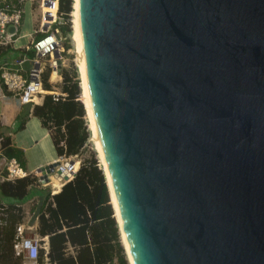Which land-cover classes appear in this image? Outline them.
<instances>
[{
    "label": "water",
    "instance_id": "1",
    "mask_svg": "<svg viewBox=\"0 0 264 264\" xmlns=\"http://www.w3.org/2000/svg\"><path fill=\"white\" fill-rule=\"evenodd\" d=\"M78 18L133 263L264 264V0H78Z\"/></svg>",
    "mask_w": 264,
    "mask_h": 264
},
{
    "label": "crops",
    "instance_id": "2",
    "mask_svg": "<svg viewBox=\"0 0 264 264\" xmlns=\"http://www.w3.org/2000/svg\"><path fill=\"white\" fill-rule=\"evenodd\" d=\"M19 2L23 14L16 43L14 47H10L13 52L9 51L0 60L8 57L9 54L13 55L11 57L14 59H25L22 65H15V68L26 71L30 66V60L26 58L28 56L26 49L35 35V30L32 1L19 0ZM50 91L43 88V93L38 96V102L34 101L35 104L42 102L45 92L57 93ZM33 105L20 103L17 97L6 91L0 83V137L9 136L12 145L23 151L26 164L24 170L30 175H35L34 172L39 167L50 165L60 158L55 152L48 130L43 129L39 119L33 116ZM33 120L40 130L32 131L29 128ZM21 123L23 128L18 129ZM6 160L7 158L0 153V181L6 176ZM2 165H4L3 171ZM35 176L36 180L28 186L23 200L1 197L0 205L13 204L21 209L19 224L24 226L27 234L35 235L41 246L38 264H129L104 174L106 190L100 189L98 195L101 198L107 195V204H97L92 200L90 206L79 202L81 204H75L72 209L54 197L70 180L49 177L50 181L41 183L39 177ZM55 181H58L59 185L55 184ZM62 207L68 209L61 212ZM41 215L48 227L44 232L41 230ZM16 259L10 258L12 264L18 263Z\"/></svg>",
    "mask_w": 264,
    "mask_h": 264
},
{
    "label": "trees",
    "instance_id": "3",
    "mask_svg": "<svg viewBox=\"0 0 264 264\" xmlns=\"http://www.w3.org/2000/svg\"><path fill=\"white\" fill-rule=\"evenodd\" d=\"M12 1L20 6L19 0ZM72 6L73 0H58V12L66 21V24L60 26L64 36L70 33L71 30L70 13L73 11ZM68 48L66 46V49ZM10 50V46L0 45V58L7 55ZM27 54L29 58H33L34 51L30 49ZM48 74V72L45 73L43 78V88L45 90L52 89L48 81ZM61 77L62 83L59 96L55 99L51 94L44 95L40 104L33 105L32 114L39 119L42 128L48 130L57 156L66 159L70 156H78L81 153L89 139V132L84 120L86 115V111L84 112L85 106L81 98L79 99L81 91L78 85L77 71L75 69L69 71L63 68ZM33 99L37 101V96ZM22 128L23 123L19 125L18 129ZM0 153L7 159L15 158L21 168H25L23 151L12 145L9 136L0 137ZM101 169L94 157H90L85 161L81 160L80 168L75 176L54 197L60 199L59 201H63L70 209L74 208L75 204H81L79 202H84L87 206H90L92 200L97 204H107L108 196L101 198L98 195L100 189L106 190L104 173L102 174L103 169ZM35 180L36 176L30 174L13 180H1L0 198L11 197L19 201L23 200L27 194L28 186L33 184ZM0 207H4L1 217L5 222L0 225V264H12L11 257L17 258V262L22 263V258L16 256L13 251L15 228L21 221V209L13 204L8 206L0 205ZM67 209L68 207H62L61 212ZM71 212L69 213L71 214ZM40 221L41 230L44 232L48 227H46L43 215L40 216ZM39 261L40 253L38 263Z\"/></svg>",
    "mask_w": 264,
    "mask_h": 264
},
{
    "label": "built area",
    "instance_id": "4",
    "mask_svg": "<svg viewBox=\"0 0 264 264\" xmlns=\"http://www.w3.org/2000/svg\"><path fill=\"white\" fill-rule=\"evenodd\" d=\"M31 1L33 2L34 0ZM37 1L41 8V14L38 30L35 31V35L26 49L34 51L33 58L26 57L30 60L29 69L24 71L15 68V65H22L25 59H14L11 57L13 55L10 54L8 57L0 60L1 85L23 104H35L33 98L43 93V78L45 73H49L48 81L52 82V74L56 73L60 78L61 71L64 68V50L61 43L60 26L66 24V21L58 12V0ZM22 14L23 9L21 5L15 4L12 0H0V45L15 46ZM10 27L13 28V32L9 31ZM38 34L39 36L36 37ZM52 94L55 99L59 96V93ZM76 164L78 166L74 169ZM80 165L81 161L77 155L70 156L67 165H62L60 162L58 166L54 167V171L56 169L57 174L59 170L65 171V174L69 175L67 180H71L79 170ZM5 169L6 176L4 179L7 180L27 175V172L21 168L15 158L6 160ZM60 179L63 180V176ZM2 211H4V207H0V225L5 223L1 217ZM40 248L38 238L35 235L27 234L24 226L18 224L15 228L13 251L16 256L22 258L23 264H38Z\"/></svg>",
    "mask_w": 264,
    "mask_h": 264
},
{
    "label": "bare ground",
    "instance_id": "5",
    "mask_svg": "<svg viewBox=\"0 0 264 264\" xmlns=\"http://www.w3.org/2000/svg\"><path fill=\"white\" fill-rule=\"evenodd\" d=\"M44 11H46V9H44ZM72 15H73V19H72V30H73L72 31V40L74 41L76 55H77V59H78V62H79L81 76H82L81 87H82V95H83V99H84L85 110H86V112H87V114L89 116L90 125H91V129H92V132H93V137L95 139V145H96L97 150L99 151L100 160H101V163H102V165L104 167V169H103L104 172L103 173H104V176H105V179H106V183H107V186H108V189H109V192H110L111 204L113 206V209H114V212H115V216H116V220H117V223H118V226H119V230L121 232V238H122L123 246H124V249L126 250V253H127V256H128V259H129V263L130 264H134L133 260H132V257H131V254H130V251H129L127 237H126V234H125V231H124L122 220H121L118 208H117V204H116V200H115V197H114V192H113L110 176H109L108 169H107L105 156H104V153H103V149H102V146H101L100 138H99L97 127H96V123H95V118H94V113H93L90 93H89V89H88L84 57H83L82 47H81L80 25H79V18H78V0H74V12L72 13ZM56 75H57L56 73H53L51 77L56 76ZM33 101H34V99H33ZM29 128H31L32 131L33 130H40L37 127L36 122L34 120L32 122H30ZM53 161L54 160H52V162ZM51 164L54 165V167L58 166L59 165V161L57 160V161H55L53 163H50V165ZM67 164H68V162L64 163V165H67ZM58 174H59L60 177L63 176V179H65V180H67L69 178V175H66L65 171L62 172V171L59 170ZM54 183L59 185V183L56 182V181Z\"/></svg>",
    "mask_w": 264,
    "mask_h": 264
},
{
    "label": "rangeland",
    "instance_id": "6",
    "mask_svg": "<svg viewBox=\"0 0 264 264\" xmlns=\"http://www.w3.org/2000/svg\"><path fill=\"white\" fill-rule=\"evenodd\" d=\"M72 7H73V11H72V13H73L74 12V0H73V6ZM32 11H33L32 12V14H33V29L35 31H37L38 30V25H39V20H40V14H41V8H40V5H39L37 0H34L32 2ZM72 13H70V29H71L70 33H68V34H66V36H64L63 33L61 32V35H62L61 43H62L63 50H64V52H63L64 66L63 67H64V69H68L69 71H72L73 69H75L77 71V79H78V83H79L78 85H79V89L81 91L79 99L81 98V100L84 103V99H83V95H82V87H81L82 76H81L79 62H78L77 55H76L74 41L72 40V31H73L72 30V19H73ZM66 46H68L69 48L66 49ZM51 80H52V82H49L50 85H51V88H52L50 92H57V93L60 94V92H61L60 87H61V83H62V77L60 76V78H59L56 75V76L51 77ZM46 94L53 95L52 93H49V92H45V95ZM38 101H39V98L37 96V102ZM85 111L86 110H84V112ZM84 120H85L86 128H87V130L89 132V139H88L87 143L85 144V146L83 147L81 153L78 155V159L80 161L81 160L85 161L86 159H88L90 157H94L96 159V161H97V164L102 169H104V167H103V165L101 163V160H100L99 151L97 150L96 145H95V139L93 137V132H92L91 125H90V119H89V116H88L87 112H86V115L84 116ZM57 160L59 161V163L61 162V164L64 165V163L69 161V158H66V159L65 158H58ZM77 166H78V164H76L74 167H77ZM1 169L3 171L4 165L1 166ZM103 172H104V170H103ZM34 174L38 176L36 171L34 172ZM49 177H59V179H60V176L57 174L56 169H55V171L53 173L49 174ZM50 179H49V181H50ZM120 235H121V232H120ZM121 241H122V238H121ZM122 244H123V242H122Z\"/></svg>",
    "mask_w": 264,
    "mask_h": 264
}]
</instances>
